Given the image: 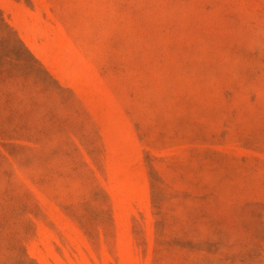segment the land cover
<instances>
[{"label":"rangeland","instance_id":"374dc122","mask_svg":"<svg viewBox=\"0 0 264 264\" xmlns=\"http://www.w3.org/2000/svg\"><path fill=\"white\" fill-rule=\"evenodd\" d=\"M0 264H264V0H0Z\"/></svg>","mask_w":264,"mask_h":264}]
</instances>
